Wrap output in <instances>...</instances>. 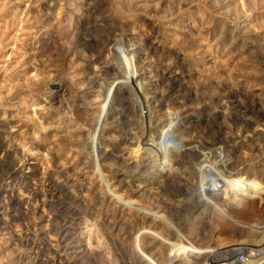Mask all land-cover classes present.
I'll return each mask as SVG.
<instances>
[{
	"label": "rangeland",
	"instance_id": "obj_1",
	"mask_svg": "<svg viewBox=\"0 0 264 264\" xmlns=\"http://www.w3.org/2000/svg\"><path fill=\"white\" fill-rule=\"evenodd\" d=\"M132 48L147 112L120 82L97 155L96 114ZM149 143L178 162L170 178ZM248 176L264 181V0H0V264H185L177 244L236 263L253 244L260 263L264 209L230 218L197 183Z\"/></svg>",
	"mask_w": 264,
	"mask_h": 264
},
{
	"label": "bare ground",
	"instance_id": "obj_2",
	"mask_svg": "<svg viewBox=\"0 0 264 264\" xmlns=\"http://www.w3.org/2000/svg\"><path fill=\"white\" fill-rule=\"evenodd\" d=\"M124 50V49H123ZM138 51V48H132V49H129L127 51V66H129V73L126 74L127 77L126 78H121L119 80H112L110 82H107V92L105 93L104 95V100L102 101V105L100 106V109L98 111V113L96 114V122H95V125H94V128L92 129V138H91V144L90 146H87L88 148H90L92 151H96V154L98 153V150H100V145H99V141H98V132L102 126V124H104V121L106 120V116H108V112L109 110L111 109V103H112V99H113V96L115 94V91L117 89V85L122 82L126 85L127 88L129 89H132L134 92L137 93L139 99H140V107H141V110L142 112H147V105L148 103H146V96L143 94L144 92L141 90V86L139 87L138 86V82L136 81V77H138V73L136 71V69L133 67V59L136 55V53ZM125 56V57H126ZM124 60V59H123ZM127 69V68H126ZM127 73V72H126ZM125 75V76H126ZM124 76V75H123ZM118 79V78H117ZM121 84V83H120ZM123 84V85H124ZM143 89V88H142ZM51 91V90H50ZM49 91V92H50ZM64 93V88L62 86H58L57 88H55L54 90H52V92L49 93L48 95V102L50 104H53V103H57V107H62L63 103L61 102V99H60V96H62V94ZM135 93V94H136ZM140 110V111H141ZM143 115V114H142ZM148 115V114H147ZM149 117V115H148ZM145 119H146V116H145ZM148 122V121H147ZM146 123V122H145ZM106 125V124H105ZM104 127V126H103ZM167 133V132H166ZM146 140H149L148 139V133L146 132V136H145ZM168 138V134H165L161 137V140L162 142H167V139ZM143 141V140H142ZM144 142V141H143ZM89 145V144H88ZM146 145V144H145ZM148 146H150V150L148 152H155L156 155H157V160L160 162V165H161V168L159 165H154L153 163L151 164V167H152V173L155 174V175H160L161 177H165V178H170L169 175H168V169L165 170V171H161L162 169V166H165V165H171V166H174L176 167L178 165V162H176L175 160L172 159V155L170 154V150L167 149L166 147H164L163 145H161L160 147L157 146H152L151 143L148 144ZM219 148V147H218ZM221 148V147H220ZM141 149V148H139ZM144 149H145V146H144ZM223 149V148H222ZM221 149V150H222ZM148 150V149H147ZM220 150V152L216 153V157L218 159V161L222 160L221 162H223L224 158H226L227 156V153H224V151L222 152ZM228 152V151H227ZM144 153V152H143ZM154 153V154H155ZM146 154H147V151H146ZM98 155V154H97ZM95 156V155H94ZM102 156V155H101ZM147 156V155H146ZM100 157V155H99ZM97 158V157H96ZM209 157L208 156H204L202 157V159H200L199 161V165H202L204 163H207V161L209 160L208 159ZM144 160V159H143ZM210 161V160H209ZM158 163V162H156ZM209 163V162H208ZM207 163V164H208ZM206 164V165H207ZM210 164V163H209ZM216 164V163H215ZM210 166V165H209ZM213 166V165H212ZM166 167V166H165ZM169 167V166H168ZM180 167V166H179ZM202 167V166H200ZM211 167V166H210ZM216 167V165H215ZM173 168V167H172ZM171 168V169H172ZM178 168V167H177ZM212 170H213V167H211ZM223 168V167H222ZM142 169V168H141ZM146 169V168H145ZM170 169V168H169ZM202 169V168H201ZM200 169V170H201ZM100 170V169H99ZM150 170V169H149ZM173 170V169H172ZM216 170V169H215ZM144 171V170H143ZM168 171V172H167ZM218 172V171H217ZM214 173V172H213ZM223 173V172H222ZM172 174V172H171ZM174 174V173H173ZM100 175L104 176L101 172H100ZM154 175V176H155ZM200 175V173L198 174ZM225 177V176H224ZM157 178V177H156ZM216 178V176H215ZM222 178V176L220 177ZM238 178V177H237ZM104 179V178H103ZM163 179V178H162ZM197 179V178H196ZM224 179V178H223ZM243 179V180H242ZM240 180L242 181H245V182H241L240 184H231V183H227L228 185L222 189V190H219L217 193L214 194V191H213V187H211L210 185H208L207 183L208 182H211L210 184L211 185H214V181L215 179H212V178H208V177H201V179H199V182L198 183V190H199V196H201L202 200H204L205 202H207L206 204L208 205L209 202H211L214 198H221L224 202H225V205L227 207L224 208V207H221V209L219 208V210H221V212L225 213L226 216H229L230 218H236L235 216L238 215V214H246V213H254V212H263V209H264V181L263 180H258L257 178H254V177H251V176H248V177H244ZM105 180V179H104ZM164 180V179H163ZM162 181V180H161ZM198 181V180H197ZM227 181V180H226ZM106 182V181H105ZM233 182V181H232ZM157 183V182H156ZM238 183V182H237ZM225 186V184H224ZM109 188V186H108ZM111 191L112 195H115V192L113 190H109ZM110 193V192H108ZM118 197V196H117ZM211 197H214V198H211ZM119 199L121 201H123V198H120ZM210 199H212L210 201ZM119 200V201H120ZM222 201V203H223ZM203 202V203H205ZM120 203V202H119ZM213 203V201H212ZM210 204V203H209ZM123 205L129 207V208H134L133 207V204L132 202H129V201H126V202H123ZM222 205V204H221ZM223 206H224V203H223ZM217 207V206H216ZM215 207V208H216ZM220 207V206H219ZM137 211L139 210H142L143 212L147 213L148 215L152 214L151 212L149 211H146L145 209L143 208H136ZM139 209V210H138ZM216 210H218L216 208ZM146 215V214H145ZM153 215V214H152ZM156 217V216H154ZM160 217V215H159ZM153 218V217H152ZM161 218V217H160ZM156 219V218H154ZM236 220V219H235ZM233 221V220H232ZM238 222V221H237ZM242 223V222H241ZM237 224V223H236ZM245 226H247L248 228L249 227H253V225L249 224V223H244ZM255 228V227H254ZM145 230V229H144ZM146 231V230H145ZM253 231V230H252ZM142 232V231H141ZM152 232V231H151ZM146 234V233H145ZM148 235V234H147ZM178 235V234H177ZM180 235V234H179ZM178 235V236H179ZM149 236V235H148ZM160 237V236H159ZM264 238V237H262ZM167 240V239H166ZM155 241V240H154ZM175 242V241H174ZM258 244L259 246H262L264 247V239H261V240H258ZM170 243V242H169ZM173 243V242H172ZM177 243V242H176ZM188 243V242H187ZM171 244V243H170ZM209 244V243H208ZM255 244V243H254ZM257 244V243H256ZM191 244H189L190 246ZM173 246V245H171ZM178 246V244H177ZM177 246H173L175 248V251L178 252V256L180 257H176L180 259L181 262L185 263V264H200V259L201 261L204 260L205 258L213 255L215 256L217 259L221 260L222 263L224 264H228V261H230L228 259V256H225L226 254H230L233 255L235 253V250L233 249H227V250H218L216 251L215 248L214 249H210L209 251H204V252H209V253H202V252H198L194 249H192L190 252L186 253L187 250L186 248L182 251H180L178 249ZM188 246V245H187ZM192 246V245H191ZM220 246V245H219ZM243 247V246H242ZM241 247V248H242ZM247 247V246H246ZM248 247H254L253 244H250L248 245ZM140 248V247H139ZM172 248V247H170ZM244 248V247H243ZM183 249V248H182ZM209 249V248H208ZM264 249V248H263ZM172 250V249H171ZM142 251V250H141ZM174 251V250H173ZM203 251V250H202ZM176 252V254H177ZM147 257V256H146ZM173 257V255L171 256ZM213 257V258H215ZM144 258V257H143ZM176 258V259H177ZM175 259V260H176ZM261 260V259H260ZM179 261V260H178ZM253 262V261H252ZM175 263V262H174ZM238 263V262H237ZM235 262V260H231V263L230 264H237ZM256 263V262H255ZM259 263V262H258ZM257 263V264H258ZM264 263V260L261 261L259 264H263ZM251 264V263H250ZM254 264V263H252Z\"/></svg>",
	"mask_w": 264,
	"mask_h": 264
},
{
	"label": "built area",
	"instance_id": "obj_3",
	"mask_svg": "<svg viewBox=\"0 0 264 264\" xmlns=\"http://www.w3.org/2000/svg\"><path fill=\"white\" fill-rule=\"evenodd\" d=\"M261 257V250L253 247H245L235 255L236 261L241 264H250L252 261L260 259Z\"/></svg>",
	"mask_w": 264,
	"mask_h": 264
}]
</instances>
